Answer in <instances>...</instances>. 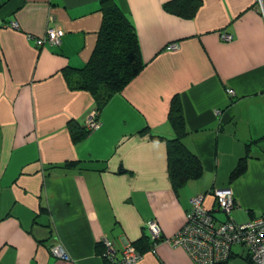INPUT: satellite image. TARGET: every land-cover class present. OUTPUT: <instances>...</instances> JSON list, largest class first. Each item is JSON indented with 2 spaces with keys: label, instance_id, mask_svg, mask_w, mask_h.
<instances>
[{
  "label": "crops",
  "instance_id": "1",
  "mask_svg": "<svg viewBox=\"0 0 264 264\" xmlns=\"http://www.w3.org/2000/svg\"><path fill=\"white\" fill-rule=\"evenodd\" d=\"M114 1L135 27L146 66L98 111L62 72L89 61L103 0H0V264H106L100 243L121 258L149 221L164 241L141 264H194L167 239L185 225L191 200L213 207L217 189H232L239 224L264 219V0H201L192 19L168 13L171 0ZM50 27L63 29L60 43L37 45ZM175 95L186 144L204 168L178 194L167 143L151 138L174 136ZM94 112L98 127L74 145L70 125L86 127ZM248 149L247 171L229 183Z\"/></svg>",
  "mask_w": 264,
  "mask_h": 264
},
{
  "label": "trees",
  "instance_id": "2",
  "mask_svg": "<svg viewBox=\"0 0 264 264\" xmlns=\"http://www.w3.org/2000/svg\"><path fill=\"white\" fill-rule=\"evenodd\" d=\"M102 24L96 46L89 61L82 68L67 67L63 76L70 90H84L92 95L96 101L97 110L109 101L116 93L135 79L145 68L139 39L135 27L128 15L114 0H103ZM201 6V0H171L164 7L170 14L192 19ZM168 122L174 136L166 138L161 135H152L154 140H165L167 143L168 173L174 193L178 194L188 183L198 181L204 174V168L198 155L186 144L189 134L186 128L183 103L180 95H175L170 103ZM92 130L76 124L70 125L71 141L74 145L82 142ZM264 138V137H263ZM261 139V138H260ZM251 157L249 149L242 156L229 175V183L240 178L248 169V160ZM79 162H70L64 165L67 168L78 166ZM60 168L52 165L47 170ZM191 208V207H190ZM190 210V209H189ZM45 209L42 208V212ZM164 241L161 237L154 241L148 232L138 240L131 242L138 254L143 256L151 251L155 244ZM100 255L106 264H117L120 255L111 257L107 246L100 243ZM233 259L232 257L229 259ZM227 262L221 264H228Z\"/></svg>",
  "mask_w": 264,
  "mask_h": 264
},
{
  "label": "built area",
  "instance_id": "3",
  "mask_svg": "<svg viewBox=\"0 0 264 264\" xmlns=\"http://www.w3.org/2000/svg\"><path fill=\"white\" fill-rule=\"evenodd\" d=\"M64 36L63 29L50 27L42 38L36 40L39 46L49 43L57 45ZM229 40L231 36H224ZM169 49L175 51L177 44H171ZM233 94V90H228ZM96 114L88 118L86 127L95 129L98 127ZM214 210L207 208L204 198L199 196L191 200V208L185 225L167 242L174 247H183L194 264H221L231 257L238 255L235 247H246L247 258L251 264H264V219L255 218L246 223H238L230 215L234 207L233 193L230 189H217L213 192ZM216 212L226 214L225 219L217 216ZM147 229L151 239L157 241L162 233L161 227L156 221H149ZM157 244H155L153 250ZM52 252L61 259H68V255L60 246H54ZM142 256L137 253L135 247L129 243L122 251L117 264H141Z\"/></svg>",
  "mask_w": 264,
  "mask_h": 264
},
{
  "label": "rangeland",
  "instance_id": "4",
  "mask_svg": "<svg viewBox=\"0 0 264 264\" xmlns=\"http://www.w3.org/2000/svg\"><path fill=\"white\" fill-rule=\"evenodd\" d=\"M230 190L232 191V189H230ZM232 193H233V191H232ZM208 198L210 199L209 201L211 202L212 196L210 194L208 195L207 199ZM245 213H246V215H248L247 212H245ZM217 215L222 217V218L224 217L223 213H218ZM129 243L132 244L131 242H127V244H125V247H127L129 245ZM172 247H174V246H172ZM235 250L239 251V248L235 247ZM240 251H241L240 254L238 256H236L235 258L229 260L228 264H251V262L248 259H245L246 255L248 254L247 248L245 247L244 251L242 249H240Z\"/></svg>",
  "mask_w": 264,
  "mask_h": 264
},
{
  "label": "clouds",
  "instance_id": "5",
  "mask_svg": "<svg viewBox=\"0 0 264 264\" xmlns=\"http://www.w3.org/2000/svg\"><path fill=\"white\" fill-rule=\"evenodd\" d=\"M214 207H215V206H214V200H213V207H210V209L213 208V210H214ZM148 233H149V232H148ZM151 251H155V249H154V250L152 249Z\"/></svg>",
  "mask_w": 264,
  "mask_h": 264
}]
</instances>
